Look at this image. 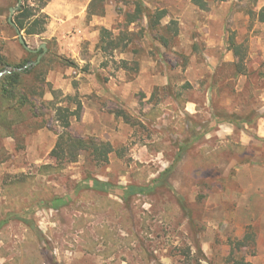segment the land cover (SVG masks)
Here are the masks:
<instances>
[{"label":"rangeland","instance_id":"374dc122","mask_svg":"<svg viewBox=\"0 0 264 264\" xmlns=\"http://www.w3.org/2000/svg\"><path fill=\"white\" fill-rule=\"evenodd\" d=\"M67 1L70 11L62 17L53 19L43 10L49 16L45 33L22 32L30 48L47 47L41 67L25 77L30 104L20 108L19 97L1 103L0 264H227L229 240L242 239L250 227L256 231L257 248L247 261L264 255V194L258 199L247 184L251 174L244 177L243 191L235 181L242 166L264 168V162L254 163L251 150L244 156L238 153L243 125L253 126L264 115V61L256 64L246 47L255 37L264 39V0H204L206 9L194 0H99L93 11L105 13L96 16L89 14L93 0ZM136 2L149 12L166 10L163 26L178 22L179 35L169 34L168 47L160 41L164 32L151 30L146 16L129 23ZM78 4L83 9H72ZM26 5L38 7L39 0H0L2 74L13 71L3 62L37 63L43 54L32 57L9 22L11 9H16L15 22L18 9ZM102 28L113 38L125 35L127 50L102 51ZM209 35L224 36L238 60L212 65L210 57L218 59L221 50L208 48ZM61 46L69 55L61 54ZM143 63L162 76L168 74L170 86L154 88L150 97L141 92L132 108L117 100H99L107 123L115 117L132 129L128 143L107 162L83 152L75 163L52 156L66 133L106 142L86 133L83 102L97 97L82 90L106 85L110 76L129 82L141 73ZM189 100L198 104L199 114L173 119L169 111H174V103L184 108ZM77 103L83 107L81 119L71 117V127L65 130L57 109L75 111ZM121 110L131 116V123L117 117ZM215 117L236 127L226 143L213 138L204 148L191 145L189 155L182 150L174 156L182 141L200 138ZM168 123L178 128L167 132L168 156H132L136 144L151 142L150 150L160 149L163 140L155 142L154 128H167ZM188 123L194 126L190 135L185 134ZM260 146L263 151L264 141ZM209 157L214 164L206 161ZM168 167L171 173L159 178V170ZM95 179L112 186L103 191L88 187ZM129 186L143 191L126 202Z\"/></svg>","mask_w":264,"mask_h":264},{"label":"crops","instance_id":"0c3cea01","mask_svg":"<svg viewBox=\"0 0 264 264\" xmlns=\"http://www.w3.org/2000/svg\"><path fill=\"white\" fill-rule=\"evenodd\" d=\"M70 6L71 5H69L67 0H53L46 8L47 9L46 11L50 17L55 19L62 17L65 13H68L70 11ZM83 7L84 6L82 4L81 5L78 4L76 5L75 8L72 9L77 11L81 8L83 9ZM92 25L94 26L95 24ZM219 38L220 39L212 36L210 37L209 35V37L205 40L209 49H213L215 51L221 50V54L218 59L215 56L210 57V63L212 65L217 66L219 64L236 62L238 60V57H236L233 51H230L228 49L229 48L228 40H225L224 36ZM246 47L251 48L252 51L249 53V56L251 59L256 60V64H258L259 59H261V61H264V39L262 36L255 37L251 43H248L246 45ZM68 51H70L68 50V48H64V46L60 47L61 54L69 55ZM259 51H262V56H260ZM147 64H149V62ZM145 65L146 64L143 63L142 71L138 76L135 77V79L131 78L129 82H125L124 84H122V82H118L117 78H115L114 76H110L109 81L106 85L100 83L98 88H95V90H93L92 88L90 90H88L87 88H84L82 90V91H86L83 93H95L97 97V101L83 102L84 112H85L83 121L84 124L86 125L85 126L86 133L89 135H96V137L103 138L107 143H110L113 146L114 151L120 145H124L128 143L129 138L132 136V133L129 134L130 131H132V129L129 126H127L124 123V121L118 124L115 117L113 118L111 117L110 118L111 123H107L103 119V111H102L103 107L100 105L99 100L100 101L117 100L120 102H124L128 107L130 106L132 108L134 107V105H138L139 101L137 102L135 99L137 97H140L139 95L141 92L144 93L147 92L150 97L151 94L149 92H151L154 88L156 87L166 88L170 86L171 80L168 74L162 76L161 73L149 70ZM189 71L190 70L188 69V72ZM187 81L191 84L193 83L191 79H187ZM68 91H70V89H68ZM131 100H133V103H130ZM173 107H174V111H169L173 114V119L178 117V115H180V117L182 118L189 117L190 119L196 117V115L199 114L198 104L192 100H189L184 106V108H179L178 105L175 103ZM260 110H264V106H262ZM133 112H136V110H134ZM165 117H167V114H165ZM210 121H208V123ZM152 127L154 128V126ZM205 127L206 128L208 127V130L204 132L202 136H200V138L197 139V137H194L192 139L185 140L184 142L182 141L180 143V146L179 145L177 147L175 146L176 149L174 150V156H180L182 150L184 154L187 153L189 155L190 154L189 147H191V145L198 144L201 148H204L209 144L210 140L213 138L220 139L222 143H226L229 140V138H231L234 135L236 130L235 125L231 123H221V122L216 123L215 120L212 123L210 122ZM216 127L217 130L214 131L215 133H211L210 130ZM154 129H157V131H155V133H157L156 136L157 139H155V142L159 140L161 141L163 140V143L160 144L161 148L158 150L157 149L150 150L149 143L151 142L136 144L135 147L132 148L131 150L132 156H168L166 150H167V145H170L171 141H169L168 137H166L167 132L168 130L174 131L175 129L177 130L178 128H173L171 126V123L170 124L168 123L167 128L163 129L158 124L155 125ZM159 129L160 130L162 129V131H160ZM241 130H242L240 135L241 145L244 146L247 149V151L249 150L252 151L254 156L253 161L255 164L264 162V157H263L264 150L262 151L260 149L261 141H264V115L259 117V119L254 122L253 126L249 125V123H245L243 125V129ZM192 131H194V126H191L190 123H188V125H186L185 128V134L190 135ZM161 136L163 137L162 139L160 138ZM180 137L183 136L180 135ZM53 152L54 150L52 151V154ZM114 153L115 152H113L109 156H113ZM169 173H171V168L169 167L160 169L158 172V177L159 178L163 176L166 177ZM250 174L253 179L250 183L247 182V184L253 187L254 193H256L258 195V199H260L262 198L261 195L264 194V168H261L260 165L256 164L254 168H251V170L250 168H248V166H242L238 170V176L235 181L241 187L240 189L243 191L246 186L245 185L246 182H244V177L246 175L249 176ZM100 181L104 182L103 180ZM155 181L156 180H154V182ZM131 187L143 191L142 187H138V186L137 187L131 186ZM142 191L138 193L140 194ZM249 262H251L252 264H264V255L261 254V256L256 257L255 260H251Z\"/></svg>","mask_w":264,"mask_h":264},{"label":"trees","instance_id":"16d2710c","mask_svg":"<svg viewBox=\"0 0 264 264\" xmlns=\"http://www.w3.org/2000/svg\"><path fill=\"white\" fill-rule=\"evenodd\" d=\"M53 0H39L38 7H33L30 5L21 6L17 11V16L15 18L16 26L21 30V32H25L28 36H36L42 35L46 31V25L48 24L49 16L43 13V10L48 7V5ZM99 0H93L90 5V15H104L105 10L103 9L99 14L93 11L96 3ZM103 1V0H102ZM194 3L201 7L202 9H206L207 4L204 0H194ZM146 16L148 19L149 28L153 31H162L164 32V36L160 37L161 43L168 47L170 44L169 34H172V37H177L179 35V27L178 22L171 21L168 25L163 26V20L168 16V13L164 9H157L154 12H149L148 9L141 3H135V12L134 14H130L128 21L133 24L136 23L140 16ZM264 22V16H262L261 20ZM112 33L106 29L102 28L101 30V40H100V49L104 52L108 51H125L128 48V43L126 42L125 35H119L116 38L112 37ZM168 35V37H167ZM43 51L39 53L30 52L32 57H37L39 54H42ZM36 61H32L31 59L24 60L22 63L17 64L15 66H11L10 64L3 62L5 68L12 67L13 71L10 74H3L0 79V115H1V103L2 102H10L16 100L19 97L20 108H23L30 104L27 93H25V77L34 73L37 68L41 67L42 63L35 65ZM124 69H128V64L126 61L122 62ZM136 70L139 69V64L136 63ZM5 71L2 70L0 74ZM27 88V87H26ZM82 104L77 103V109L75 111H71L68 108L59 107L57 109L58 121L61 123L62 127L65 130H68L71 127L70 118L76 117L78 120L81 119L82 112ZM17 109V108H16ZM117 117H122L126 123H131L132 118L125 111H119L116 113ZM215 121H218V118L215 117ZM238 153L241 156L247 154V149L239 145ZM89 153L94 159L102 160L107 162L109 160V155L114 152V148L110 143L100 142L96 138H88L82 139L73 136L71 133H66L65 137L62 138V142L58 145V149H55L53 152V156L58 159H66L68 163H75L79 160L81 153ZM207 162L214 164L215 160H212L211 157L206 159ZM243 163V161H242ZM53 169L52 167H48ZM112 184L109 182H101L98 179H95L93 182V189L97 191H103L107 188H110ZM142 190H138L133 187H129L125 189V195L123 196L124 201L128 202L131 196L138 194ZM56 200H60L57 198ZM257 234L255 229L248 228L244 237L238 240H229V244L231 247L229 258L227 259V264H252L247 261V255L254 256L256 254L257 248ZM248 251V252H247Z\"/></svg>","mask_w":264,"mask_h":264},{"label":"water","instance_id":"95a60500","mask_svg":"<svg viewBox=\"0 0 264 264\" xmlns=\"http://www.w3.org/2000/svg\"><path fill=\"white\" fill-rule=\"evenodd\" d=\"M15 10H16L15 8H12V9H11V17H10V19H9V22H10V24H11L12 26L15 27L16 32H17L18 37H19V42L21 43V45H22L26 50H28L29 52H33V53H39V52H41V51L43 50V54L39 57V59H38V61H37V63H36V65H38V64L41 62L43 55L47 52V47H46L45 44H43L40 48H38V49H36V50H33V49H31V48L29 47V45L27 44V42H26V40H25V38H24L23 33H22L21 30L16 26L15 22H14L13 19H12ZM6 73L10 74L11 72H6ZM2 75H3V74H1V76H2Z\"/></svg>","mask_w":264,"mask_h":264}]
</instances>
